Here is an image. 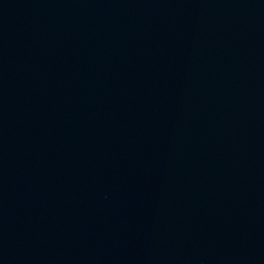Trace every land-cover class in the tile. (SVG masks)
Returning <instances> with one entry per match:
<instances>
[{"label":"water","instance_id":"1","mask_svg":"<svg viewBox=\"0 0 264 264\" xmlns=\"http://www.w3.org/2000/svg\"><path fill=\"white\" fill-rule=\"evenodd\" d=\"M0 264H264V0H0Z\"/></svg>","mask_w":264,"mask_h":264}]
</instances>
